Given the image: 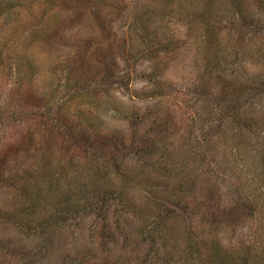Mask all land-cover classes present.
<instances>
[{"label": "rangeland", "instance_id": "374dc122", "mask_svg": "<svg viewBox=\"0 0 264 264\" xmlns=\"http://www.w3.org/2000/svg\"><path fill=\"white\" fill-rule=\"evenodd\" d=\"M23 1L0 15V264H208L214 229L192 198L211 187L222 206L261 199L221 236L264 242V182L237 160L232 133L220 134L237 97L222 86L237 84L264 115V30L235 35L238 1ZM71 2L86 12L60 23ZM240 2L244 24L264 11V0ZM44 24L49 35L32 42ZM30 42L31 69L23 61L17 72ZM19 81L39 97L21 100Z\"/></svg>", "mask_w": 264, "mask_h": 264}, {"label": "trees", "instance_id": "16d2710c", "mask_svg": "<svg viewBox=\"0 0 264 264\" xmlns=\"http://www.w3.org/2000/svg\"><path fill=\"white\" fill-rule=\"evenodd\" d=\"M238 1V16H239V21H238V28L235 31V35L237 37H240L241 39H245L247 32L249 33V28H253V32L251 33L252 36H249V38H259L260 34L264 30V26H262L264 22V11L262 12L253 11V13H250L251 21L248 24H244V17H243V12L244 6L240 5L242 4L241 2L239 3ZM23 0H0V15L4 17H7L12 14L11 12L14 10V8H21L20 6L23 4ZM70 3V0H68V4ZM240 6V7H239ZM95 9V8H94ZM98 10V9H97ZM41 11L40 14H38V24L43 23V17H45L48 12ZM99 11V10H98ZM68 15L60 19V23L65 22L68 20L69 22H73V19L76 17H80L81 15H84V12H86V6L85 5H73L71 4L68 7ZM102 11L98 13V15L102 14ZM242 14V15H240ZM241 16V17H240ZM150 17V15L141 16V17H136L132 16L131 18V24L134 26L140 27V26H145L146 23V18ZM43 19V20H42ZM106 17L103 18V21H105ZM56 18V23L58 24ZM53 25L55 26V21H53ZM45 25V24H44ZM132 26V25H131ZM133 27V26H132ZM144 28V27H143ZM49 31L46 29H42L40 32H31L35 33V35H32V37L36 36V39L32 38L33 40H39L40 36L38 34H45L49 35ZM8 42V39H4V42L2 46H0V58L2 57V53L6 47V44ZM27 43V46L23 48L22 51H16L15 56H14V65L13 68H16V71L20 72V68H23V61H26V66L25 68L28 70V68L31 67L33 64V60L31 58H28L27 55V49L29 48L30 44L32 43ZM1 45V43H0ZM128 48V46H127ZM127 48L124 49V51H127ZM109 49H111L109 47ZM148 56V55H147ZM91 57V56H90ZM142 60V59H140ZM31 69V68H30ZM24 76V75H23ZM104 76V75H103ZM29 82H23L19 81L18 82V89H17V95L18 97L22 100L23 98L27 96H34V97H39L37 93H32L29 90L28 86ZM116 85V82H114ZM235 86L232 85V87L228 86H222L225 90H229L226 94H230L233 92H236L237 97L229 99L225 105H223L224 109H228L229 103L234 104L235 110L233 114L225 112V115H219L220 116V122H223L225 120V126L222 128L220 127L221 131L220 134L221 136H225L227 133H232V137L234 139L235 144L237 145V160L244 163L247 165L249 174L252 173L254 174V177L257 178L255 183L258 185L262 182H264V115L261 113V111L257 109H252V107H249L245 104V98L241 95L242 91L237 90L238 85L234 84ZM111 88V87H110ZM109 89L107 90V92ZM239 91V92H238ZM219 94L220 93H225V91L221 88L219 89ZM263 92L264 91H260ZM94 94V93H93ZM217 95H219L216 92ZM240 94V95H239ZM95 95V94H94ZM223 95V96H224ZM248 98H246L247 100ZM37 100V99H35ZM236 124V125H235ZM220 134L218 135L220 137ZM216 140V136H215ZM244 142H248L247 145H250L251 148L248 150L247 149H242L240 146L241 144H244ZM148 143V142H147ZM218 144L216 141H211V144L209 147H207V155L212 154V149H218ZM20 148V147H19ZM21 151V152H20ZM17 152L18 155L21 156H26L31 158L32 155L31 153L27 154L25 151L20 150ZM251 153L252 156L249 157L248 154ZM206 154V153H205ZM216 154H218L217 151H215L214 154L211 155L212 157H215ZM148 158L149 160H162L164 159V154L162 151H160L159 154L154 157V154L148 153ZM218 156H220L218 154ZM224 157V156H223ZM220 158V162L224 163L226 161V158ZM145 158V157H144ZM166 158V157H165ZM227 162V161H226ZM229 164V163H227ZM160 165V163L158 164ZM230 166V165H228ZM226 166V167H228ZM225 167V166H224ZM166 169H163V171H166L168 173H171V169L168 167H165ZM253 177V178H254ZM197 196H194L192 198L193 201H195L198 205V207H201L203 209V212L205 214V220L208 218L206 224L209 226V228L214 229V233L211 236V238H206L209 243V253H208V264H264V242L262 241H248V240H243V239H235L234 241H229L225 237H222L221 235H226L229 233L230 230H232L229 226V224H235L236 221H239L240 218H242L243 213L241 211L245 210L246 208L250 209L253 211V216H255L256 212L259 213V209H257L258 204L260 203L261 199L254 200V199H249L247 202L246 200L240 198L237 196L236 199H232L228 201L226 204L227 206H222L224 201H221L217 194V191L214 187H211L207 191L203 192L200 191ZM247 199V198H246ZM74 200V199H73ZM263 200V199H262ZM246 202V205L244 208H239L238 206L244 204ZM74 207L77 205L76 201L73 202ZM121 227L120 223L118 222V228ZM160 229V225L159 227ZM157 230V229H156ZM123 232L122 229L118 230V234L120 235ZM150 232V231H148ZM163 239V236L160 237ZM165 239H163L164 241ZM154 244L156 243V240H151ZM195 241H193V244H190L189 246V254L196 255L199 252L197 251L198 249L196 248ZM203 264V263H202Z\"/></svg>", "mask_w": 264, "mask_h": 264}]
</instances>
